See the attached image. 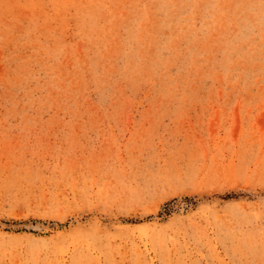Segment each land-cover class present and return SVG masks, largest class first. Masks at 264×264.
<instances>
[{
    "label": "rangeland",
    "instance_id": "rangeland-1",
    "mask_svg": "<svg viewBox=\"0 0 264 264\" xmlns=\"http://www.w3.org/2000/svg\"><path fill=\"white\" fill-rule=\"evenodd\" d=\"M0 264H264V0H0Z\"/></svg>",
    "mask_w": 264,
    "mask_h": 264
}]
</instances>
